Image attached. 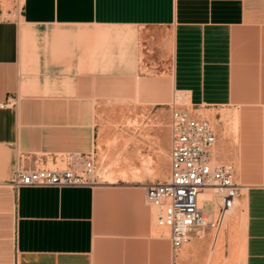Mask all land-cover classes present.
<instances>
[{
	"label": "crops",
	"instance_id": "crops-1",
	"mask_svg": "<svg viewBox=\"0 0 264 264\" xmlns=\"http://www.w3.org/2000/svg\"><path fill=\"white\" fill-rule=\"evenodd\" d=\"M155 63L169 100L186 94L210 123L212 161L233 167L239 196L217 231L172 249L142 187L10 184L14 166L92 155L93 98ZM222 110L236 111L234 145L200 113ZM0 264H264V0H0Z\"/></svg>",
	"mask_w": 264,
	"mask_h": 264
},
{
	"label": "built area",
	"instance_id": "built-area-1",
	"mask_svg": "<svg viewBox=\"0 0 264 264\" xmlns=\"http://www.w3.org/2000/svg\"><path fill=\"white\" fill-rule=\"evenodd\" d=\"M168 173L162 182L144 186L145 202L156 211L155 222L166 227L172 249L186 243L190 235L207 226L215 231L235 205L239 186L230 164H215L211 158L215 141L208 121L188 108L186 94L173 92L168 104ZM61 169H23L14 166L13 187L78 188L97 182L93 156L67 153L60 156ZM215 210L212 223L202 210L200 195Z\"/></svg>",
	"mask_w": 264,
	"mask_h": 264
},
{
	"label": "rangeland",
	"instance_id": "rangeland-1",
	"mask_svg": "<svg viewBox=\"0 0 264 264\" xmlns=\"http://www.w3.org/2000/svg\"><path fill=\"white\" fill-rule=\"evenodd\" d=\"M161 35L162 32H155V36ZM151 55L154 52L151 51ZM155 64L141 73L143 78L129 85H109L108 93L93 98L96 109L92 156L100 184L144 188L149 182L162 181L166 176L169 117L166 104L170 101L171 86L168 68L164 69L167 66ZM154 102L161 104L153 106ZM200 113L212 121L220 118L225 138L234 145L237 131L235 110ZM248 182H256V177L251 176ZM202 210L204 213L211 210L206 197L202 199Z\"/></svg>",
	"mask_w": 264,
	"mask_h": 264
},
{
	"label": "bare ground",
	"instance_id": "bare-ground-1",
	"mask_svg": "<svg viewBox=\"0 0 264 264\" xmlns=\"http://www.w3.org/2000/svg\"><path fill=\"white\" fill-rule=\"evenodd\" d=\"M208 197V196H207ZM203 198V197H202ZM233 209V208H232Z\"/></svg>",
	"mask_w": 264,
	"mask_h": 264
}]
</instances>
